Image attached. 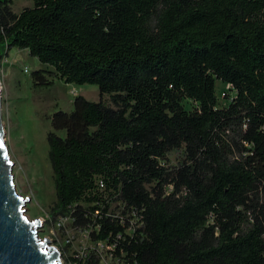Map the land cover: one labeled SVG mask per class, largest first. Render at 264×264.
Returning <instances> with one entry per match:
<instances>
[{"label":"trees","instance_id":"trees-1","mask_svg":"<svg viewBox=\"0 0 264 264\" xmlns=\"http://www.w3.org/2000/svg\"><path fill=\"white\" fill-rule=\"evenodd\" d=\"M13 1L0 0V58L26 49L99 94L51 116L50 216L90 226L122 264H264V0ZM45 71L34 85L52 84ZM130 206L126 234L113 214Z\"/></svg>","mask_w":264,"mask_h":264},{"label":"rangeland","instance_id":"rangeland-1","mask_svg":"<svg viewBox=\"0 0 264 264\" xmlns=\"http://www.w3.org/2000/svg\"><path fill=\"white\" fill-rule=\"evenodd\" d=\"M32 5V0H14L11 9L19 12ZM34 70H48L44 75L52 81L50 85H34L31 73ZM50 68L38 62L26 49L11 48L0 58V124L3 143L12 161L13 182L16 192L29 200L25 203L28 219H39L38 237L48 238L63 253V261L76 249L97 248L98 264H122L114 258L102 244L96 246L87 237L86 229L71 230L69 226L58 229L49 218V209L55 201L53 173L47 156L46 134L51 130L50 119L57 110L71 111L75 95L87 100L99 99L97 87L93 84L64 83L53 74ZM234 95L231 87L216 82V92ZM103 95L102 98L107 99ZM220 105L228 100L219 99ZM186 110H193L196 104L183 100ZM63 135V131H57ZM180 151H171L161 161L164 166H175L180 159ZM127 232H130L127 231ZM66 239H70L66 243ZM69 244V245H66ZM65 249H63V248Z\"/></svg>","mask_w":264,"mask_h":264},{"label":"water","instance_id":"water-1","mask_svg":"<svg viewBox=\"0 0 264 264\" xmlns=\"http://www.w3.org/2000/svg\"><path fill=\"white\" fill-rule=\"evenodd\" d=\"M28 200L16 192L0 124V264H61L56 248L38 237L40 220L25 215Z\"/></svg>","mask_w":264,"mask_h":264},{"label":"built area","instance_id":"built-area-1","mask_svg":"<svg viewBox=\"0 0 264 264\" xmlns=\"http://www.w3.org/2000/svg\"><path fill=\"white\" fill-rule=\"evenodd\" d=\"M226 87H231V86L229 84H226ZM222 95H223V92H221V96ZM98 187L100 190H102L104 188V184L101 180L98 181ZM106 197H107V195H106ZM117 201H118L117 203L119 204V206L125 205L123 201H121V200H117ZM95 214H98L97 210H95ZM113 216L118 217V221L120 222L121 225H123L127 221V227L124 230V232L126 234H131L134 230V227L139 226L140 216L132 206H130L125 211V213H121V209H119L115 214H113ZM49 218L51 219V221H53L56 224V227L58 229H64L67 226H69L71 228V230L86 229L88 231L87 237L93 242V244H95L96 246H100L102 244H105L107 246V248H108L107 250L110 252V254L112 256H114V258L119 259L115 255H113V251H112L114 248L113 244H108L106 240H93L90 237V234H89V231L91 230L90 226L81 227L78 225H74L73 224V217H71L69 214L58 215L55 218H52L51 216H49ZM95 229H96V227H95ZM129 230H130V232H127ZM69 241H70V239H66V243H68ZM49 243L52 244L56 248V250L58 251L59 261L61 262V264H85L88 260H91V259L96 262L95 264H98V262H99L98 258H99L100 254L98 253L97 248L89 247V248L76 249L72 252V254L70 256L65 257V261H63L64 251H60L58 249V247L55 244H53V242L51 240H49ZM66 245H69V244H66ZM121 263H122V261H121Z\"/></svg>","mask_w":264,"mask_h":264}]
</instances>
